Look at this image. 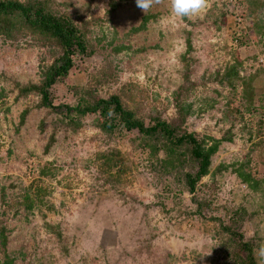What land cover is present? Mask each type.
<instances>
[{
  "label": "rangeland",
  "instance_id": "1",
  "mask_svg": "<svg viewBox=\"0 0 264 264\" xmlns=\"http://www.w3.org/2000/svg\"><path fill=\"white\" fill-rule=\"evenodd\" d=\"M55 4L80 25L92 21L87 35L95 49L55 86L56 103L74 105L81 96L89 98L87 91L88 100L117 94L146 122L153 116L173 120L189 30L195 85L180 90V99L190 106L185 127L200 138L232 139L213 155L210 173L195 195L184 181L188 170L166 184L148 150L128 136L108 137L96 126L98 114L83 117L74 130L61 115L38 107L36 93L16 99L14 83L40 82L41 66L58 49L29 34L17 40L0 35V93L5 89L0 98V234L6 227L14 264H224L226 251L237 248L222 246L228 236L222 224H230L231 212L239 207L247 210L239 230L254 249L264 245V184L253 190L236 171L264 178V28H259L264 7L252 15L247 0H209L200 16L186 20L171 14L170 0L148 14L136 0L123 1L111 15L109 0ZM149 14L156 16L133 32ZM231 67L239 73L234 85L221 81ZM253 75L250 104L242 79ZM26 108L30 111L21 122ZM52 135L55 141L47 149ZM109 159H118L120 174ZM45 166L52 169L48 176L41 174ZM35 184L44 188L43 201ZM193 196L202 202L203 214L197 213ZM0 264H6L1 242Z\"/></svg>",
  "mask_w": 264,
  "mask_h": 264
},
{
  "label": "trees",
  "instance_id": "2",
  "mask_svg": "<svg viewBox=\"0 0 264 264\" xmlns=\"http://www.w3.org/2000/svg\"><path fill=\"white\" fill-rule=\"evenodd\" d=\"M123 1L125 0H109L107 14H113L122 5ZM247 3L252 15L255 11L264 7V2L261 5L257 4V7V0H247ZM55 5V0H0V35L10 40H17L18 37L29 34L33 39H38L41 45L50 44L58 49L53 53V60L41 66L40 82L23 84L16 81L14 83V88L18 89L16 99L36 93L40 97L38 107L49 108L61 115L67 125L74 130L83 125V117L90 113L98 114L96 126L104 131L108 137L128 136L134 142L138 140L139 145L145 151L148 150L154 171L160 179H167L166 184H168L171 176L174 175L175 178L180 176L181 170H188L183 171L184 181L189 193L195 195L199 182L210 173L213 155L217 153L224 141H231L232 138L226 135L200 138L196 132L189 131L185 127L190 113V106H186L180 99L181 91L189 90L195 85L190 79V73L192 72L190 53L193 48L191 31L187 30V49L181 56L185 70L183 71L184 83L176 92L177 116L173 120L153 116L150 121L146 122L138 117L132 109L126 107L121 96L117 94L107 98L98 97L88 100L92 97V94L87 91V94H90L89 98L86 99L85 96H81L74 105L55 102V86L63 83L66 78L72 75L76 61L81 56L92 54L95 51L90 45L87 35L92 21L80 25L70 14L56 10ZM155 16V14L144 16L142 23L132 28V31L138 32L145 29L149 19ZM184 19L187 20V18ZM262 21L260 19L259 28H264ZM120 48H117V50H120ZM238 75L239 73L235 70V67H231L226 71L221 81L225 80L229 85H234L233 82H235ZM254 77L253 75L250 78L242 79L245 86L244 98H247L250 104L253 100L250 88ZM3 94L5 95L4 88L1 90L0 98L4 96ZM29 111V108H26L22 112L21 122L25 121ZM136 131L138 136H134V138L133 134ZM54 141L55 137L52 135L46 148L50 149ZM161 153H163V156H161ZM110 161L111 159L107 161L108 165L118 167L117 172L120 174L122 168L118 164V159H113L114 164H112L113 161ZM220 168H223V166ZM236 171L253 190L259 191L260 186L264 184V178L256 179L250 172L244 171L242 168H238ZM51 172L52 169L48 166L43 167L41 170V174L44 176H48ZM169 182L172 184L171 181ZM35 186L36 196L43 201V186L41 184H35ZM28 198L27 205L29 208H33L34 200L27 195L25 199L28 201ZM193 199L198 204L197 213L203 214L202 202L198 201L195 196H193ZM231 213V223L222 224V231L228 234L227 237L222 239V246L226 249L235 246L237 250L234 252L226 251L224 264H257L252 241L246 239L243 232L239 230V224L247 216L246 208L239 207ZM0 240L5 263L14 264L7 250L6 227L1 229Z\"/></svg>",
  "mask_w": 264,
  "mask_h": 264
},
{
  "label": "clouds",
  "instance_id": "3",
  "mask_svg": "<svg viewBox=\"0 0 264 264\" xmlns=\"http://www.w3.org/2000/svg\"><path fill=\"white\" fill-rule=\"evenodd\" d=\"M162 0H136V7L143 13L148 12L157 5H160ZM209 0H170L171 14L175 17L192 19L198 17L208 7ZM254 256L257 264H264V245L258 249H254Z\"/></svg>",
  "mask_w": 264,
  "mask_h": 264
}]
</instances>
